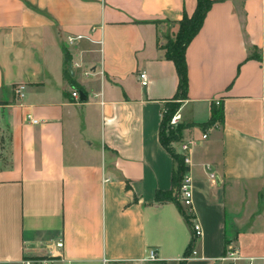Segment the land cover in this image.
Masks as SVG:
<instances>
[{
    "label": "crops",
    "instance_id": "1",
    "mask_svg": "<svg viewBox=\"0 0 264 264\" xmlns=\"http://www.w3.org/2000/svg\"><path fill=\"white\" fill-rule=\"evenodd\" d=\"M196 6L0 0V264H230V253L264 264V56L249 59L264 51V0H215L186 51L180 142L200 141L191 223L202 234L156 201L175 169L160 142L179 83L164 46ZM214 106L224 119L205 129Z\"/></svg>",
    "mask_w": 264,
    "mask_h": 264
},
{
    "label": "trees",
    "instance_id": "2",
    "mask_svg": "<svg viewBox=\"0 0 264 264\" xmlns=\"http://www.w3.org/2000/svg\"><path fill=\"white\" fill-rule=\"evenodd\" d=\"M215 0H197L196 9L191 17L184 15L183 19L179 22V28L175 38L168 41L164 46L166 59L172 61L176 67L179 78L178 90L172 101L167 102L165 105V112L160 130V142L163 147L172 155L175 162V169L172 178V189L169 191H160L156 194V201L160 203L172 202L175 203L187 221L191 223V215L182 207L180 203V187L183 177L187 171V166L184 163L183 156L177 152L174 144L180 142L183 136V131L188 126L178 125L171 126L170 121L172 117L180 110L182 102L187 99L189 91V74L188 64L186 60V51L204 26L206 17L210 12ZM257 48L249 56V59H261L262 56L255 53ZM264 56V55H263ZM224 119V113L221 108H212V116L209 122L202 125L203 128L212 126L215 122ZM194 238L188 246L185 257H190L195 248ZM184 264V261L181 263Z\"/></svg>",
    "mask_w": 264,
    "mask_h": 264
},
{
    "label": "built area",
    "instance_id": "3",
    "mask_svg": "<svg viewBox=\"0 0 264 264\" xmlns=\"http://www.w3.org/2000/svg\"><path fill=\"white\" fill-rule=\"evenodd\" d=\"M81 37L77 38H70L69 41L71 43L74 42L76 39H80ZM141 80H142V85L146 86L148 84V79L145 73H142L140 75ZM25 91H26V86L25 85H20L18 88H16V92L19 96L20 99H23L25 97ZM73 97L78 98V92L74 91L73 92ZM219 104V102H217ZM165 112V109H164ZM28 120L33 123V124H38L39 120L35 119L31 114L28 115ZM172 126H178L180 122V115L177 112L171 119L170 121ZM208 138L207 134H203L202 140H206ZM199 140L190 138L186 141L180 142V152L181 155L183 156L184 163L187 166V171L183 177L181 187H180V203L185 208L188 214L193 215V185H192V178H191V172H190V166H191V152L192 149L199 144ZM175 145V144H174ZM176 148V147H175ZM210 178L213 182L216 181V177L214 174L210 175ZM192 229L194 232L195 237H198L202 234V229L201 226L196 223L195 221L192 223ZM190 257H185L184 259L187 260ZM225 260H228L230 264H234L236 261V256L234 253L228 254L225 258ZM149 260L151 261H156L157 260V252L155 249H150L149 251ZM50 264V261H41V260H26L25 264Z\"/></svg>",
    "mask_w": 264,
    "mask_h": 264
},
{
    "label": "rangeland",
    "instance_id": "4",
    "mask_svg": "<svg viewBox=\"0 0 264 264\" xmlns=\"http://www.w3.org/2000/svg\"><path fill=\"white\" fill-rule=\"evenodd\" d=\"M255 53L256 54H258V55H261V56H263L264 55V51H261V50H259V49H257V51H255ZM170 125H171V123H170ZM179 125H183V126H188L189 127V125H184V124H179ZM172 126V125H171ZM175 127V126H174ZM184 132V131H183ZM176 144V143H175ZM177 150V149H176ZM183 261H179L177 264H181Z\"/></svg>",
    "mask_w": 264,
    "mask_h": 264
}]
</instances>
